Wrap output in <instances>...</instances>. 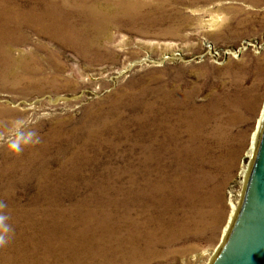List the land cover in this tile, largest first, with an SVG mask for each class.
Returning <instances> with one entry per match:
<instances>
[{"label":"rangeland","instance_id":"obj_1","mask_svg":"<svg viewBox=\"0 0 264 264\" xmlns=\"http://www.w3.org/2000/svg\"><path fill=\"white\" fill-rule=\"evenodd\" d=\"M263 118L264 0H0V264H210Z\"/></svg>","mask_w":264,"mask_h":264},{"label":"water","instance_id":"obj_2","mask_svg":"<svg viewBox=\"0 0 264 264\" xmlns=\"http://www.w3.org/2000/svg\"><path fill=\"white\" fill-rule=\"evenodd\" d=\"M210 264H264V118L240 209L229 237Z\"/></svg>","mask_w":264,"mask_h":264},{"label":"bare ground","instance_id":"obj_3","mask_svg":"<svg viewBox=\"0 0 264 264\" xmlns=\"http://www.w3.org/2000/svg\"><path fill=\"white\" fill-rule=\"evenodd\" d=\"M262 123H263V121H262ZM261 126H263V124L261 125ZM261 130H262V128H261ZM260 137H261V132H259V134L256 136V137H254V142H253V147H252V150H251V152H250V156H251V158H252V160H251V165H250V167H248V169H246L245 171H244V176H246V181H245V183L247 182V180H248V178H249V175H250V172H251V167H252V162H253V160H254V158H255V156H256V152H257V150H258V146H259V141H260ZM245 193V192H244ZM241 205V204H240ZM240 205L238 206V205H234L233 204V208H234V211H236V215H235V218H233L234 220H233V222L231 223V226H230V229H227L226 230V234H227V236H226V239L225 240H227V238L229 237V235H230V232H231V230H232V228H233V225H234V223H235V220H236V217H237V215H238V212H239V209H240ZM222 247H223V245H222ZM217 253V252H216Z\"/></svg>","mask_w":264,"mask_h":264},{"label":"clouds","instance_id":"obj_4","mask_svg":"<svg viewBox=\"0 0 264 264\" xmlns=\"http://www.w3.org/2000/svg\"><path fill=\"white\" fill-rule=\"evenodd\" d=\"M0 243H3V240L2 239H0Z\"/></svg>","mask_w":264,"mask_h":264}]
</instances>
